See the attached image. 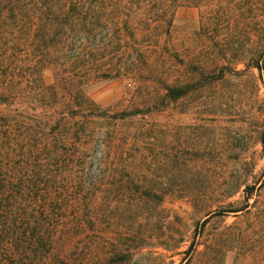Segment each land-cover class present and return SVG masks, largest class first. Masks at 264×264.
I'll list each match as a JSON object with an SVG mask.
<instances>
[{
	"label": "trees",
	"instance_id": "obj_1",
	"mask_svg": "<svg viewBox=\"0 0 264 264\" xmlns=\"http://www.w3.org/2000/svg\"><path fill=\"white\" fill-rule=\"evenodd\" d=\"M252 67L264 83V0H0V264H219L226 249L264 264V173L214 187L205 214L238 218L186 235L165 203L201 206L207 187L180 181L187 158L164 172L176 158L156 143L164 108ZM102 80L121 84L105 103Z\"/></svg>",
	"mask_w": 264,
	"mask_h": 264
},
{
	"label": "rangeland",
	"instance_id": "obj_2",
	"mask_svg": "<svg viewBox=\"0 0 264 264\" xmlns=\"http://www.w3.org/2000/svg\"><path fill=\"white\" fill-rule=\"evenodd\" d=\"M196 18V8L183 5L175 10L173 25L178 30H189L196 25ZM246 72L237 76L225 75L200 93L179 97L171 108L162 110L157 120L156 143L163 153L173 154L176 158L175 162L166 161L164 172H176L182 168L177 160L187 158L189 171L180 181L207 187L201 206L186 205L179 200L165 203L169 208L167 215L171 229L180 226L188 235L193 223L208 216L206 210L214 208L220 199L214 187L252 183L264 173V147L259 141L264 130V83L256 68ZM120 88L121 84L116 81L102 80L93 86L94 97L105 103L112 100ZM239 194L240 190L223 200L238 198ZM237 218L231 213L224 216L210 214L204 224V234ZM188 242L186 236L176 250L185 248ZM163 252L165 264H178L183 255L179 251ZM207 255L212 253L193 252L184 264H203ZM219 258V264H235L230 249L219 254Z\"/></svg>",
	"mask_w": 264,
	"mask_h": 264
}]
</instances>
